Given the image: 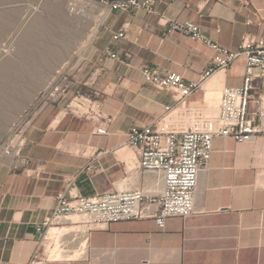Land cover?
<instances>
[{
  "label": "crops",
  "instance_id": "1",
  "mask_svg": "<svg viewBox=\"0 0 264 264\" xmlns=\"http://www.w3.org/2000/svg\"><path fill=\"white\" fill-rule=\"evenodd\" d=\"M89 1L86 7L98 14L93 33L62 64L75 69L68 98L42 105L25 121L26 167L13 169V159H0V264H27L34 253L43 254V236L59 238L66 227H52L48 235L37 228L68 187L71 197L135 188L158 194L161 176L137 170L136 154L124 145L129 128L207 129L216 121L222 90L241 86L242 58L202 80L213 51L183 33L167 32L160 16L196 24L207 40L229 51L239 49L245 34L264 39V0H154L157 15L111 11L110 0ZM117 32L124 38L113 40ZM106 50L117 58L104 57ZM99 67L91 87L87 82ZM142 67L181 75L199 89L177 104L171 92L144 84ZM91 89L102 93V112L111 118L106 136L95 133L98 122L64 111L76 91ZM165 106H172L167 119ZM212 148L209 169L198 176L195 215L167 218L163 229L152 219L112 223L90 233L80 258L60 250L69 257L44 264H264V137L242 143L217 137Z\"/></svg>",
  "mask_w": 264,
  "mask_h": 264
},
{
  "label": "built area",
  "instance_id": "2",
  "mask_svg": "<svg viewBox=\"0 0 264 264\" xmlns=\"http://www.w3.org/2000/svg\"><path fill=\"white\" fill-rule=\"evenodd\" d=\"M241 1L244 5H250L248 0ZM109 9L111 11L135 9L147 14H158L154 0H110ZM252 15L261 21L257 10H253ZM160 19L164 20L167 32L183 33L213 51L210 63L201 76L202 80L217 70L228 69L242 58L244 61L242 84L240 87L222 90L216 121L207 129L166 132L163 129H154L148 124H134L129 128L124 145L136 154L137 170L161 176L163 188L158 194H147L142 189L135 188L71 197L68 187L57 196L51 216L46 218L37 230L47 235V230L51 227L63 228L73 225L70 243L64 244L67 246L76 242L81 255L85 253L90 233L112 223L152 219L159 229H163L167 218L186 219L195 215L197 180L201 172L209 169L213 139L232 138L242 143L264 137V39H256L251 34H245L239 49L229 51L207 40L196 24L178 22L163 16H160ZM246 24L251 25L252 21L248 19ZM112 38L113 40L124 38V33L117 32ZM104 57L117 58L110 50L105 51ZM74 70L71 64L57 71V80L52 81L39 98L40 100L44 98L40 107L48 102L58 103L68 98L75 82ZM102 70V67H99L93 72L87 82L89 86L93 87ZM140 72L144 84L160 91L171 92L177 104H184L186 99L199 89V84H187L178 74L166 73L161 76L157 69L150 67H142ZM102 105V93L99 90L91 89L88 93L76 91L67 101L64 111L98 122L95 133L106 136L108 135L106 127L111 123V118L104 115ZM171 109L172 106L164 107V119L168 118ZM25 123L14 130L0 150L1 155L13 159V169L26 167L28 163L27 158L21 156ZM72 217H76L77 220H70ZM50 260L54 259L43 251L42 255L34 253L27 264H44Z\"/></svg>",
  "mask_w": 264,
  "mask_h": 264
},
{
  "label": "rangeland",
  "instance_id": "3",
  "mask_svg": "<svg viewBox=\"0 0 264 264\" xmlns=\"http://www.w3.org/2000/svg\"><path fill=\"white\" fill-rule=\"evenodd\" d=\"M85 2L0 0V150L40 107L41 94L57 80L62 64L72 59L95 27L98 14ZM4 157L0 153V159ZM65 227L59 238H42V251L51 259L65 258L51 257V248L79 252L76 242L62 245L74 229L73 225Z\"/></svg>",
  "mask_w": 264,
  "mask_h": 264
},
{
  "label": "bare ground",
  "instance_id": "4",
  "mask_svg": "<svg viewBox=\"0 0 264 264\" xmlns=\"http://www.w3.org/2000/svg\"><path fill=\"white\" fill-rule=\"evenodd\" d=\"M76 220H77V219H76ZM51 228H52V227H51ZM51 228H50V229H51ZM50 229H49V230H50ZM48 233H49V231H48ZM48 233H47V235H48ZM49 237H50V238L53 237V233H52V235L50 234ZM56 241H57V240H56ZM50 248H51V247H50ZM50 255H51V257H52V256H56V257H61V256H63V257H64V256H65V257H69L68 254L63 255L62 252H61V253H58L57 250H56V249H53V248H51V250H50ZM76 256H77V257L79 256L78 258H80L82 255H81L79 252H76L75 255H74V257H76ZM55 259H57V258H55Z\"/></svg>",
  "mask_w": 264,
  "mask_h": 264
}]
</instances>
